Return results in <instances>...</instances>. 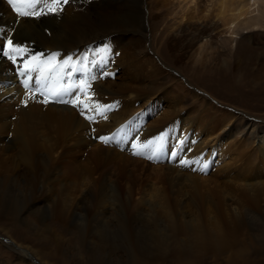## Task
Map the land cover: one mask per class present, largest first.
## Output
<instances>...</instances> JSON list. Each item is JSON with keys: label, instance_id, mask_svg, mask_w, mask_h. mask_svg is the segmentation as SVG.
I'll use <instances>...</instances> for the list:
<instances>
[{"label": "bare ground", "instance_id": "1", "mask_svg": "<svg viewBox=\"0 0 264 264\" xmlns=\"http://www.w3.org/2000/svg\"><path fill=\"white\" fill-rule=\"evenodd\" d=\"M171 11V41L180 38L194 64L201 69L212 63L216 72L227 66L223 51L238 64L252 55L244 38L264 28V0H70L59 18L19 23L7 0H0V44L12 33L36 52L84 54L91 74L99 76L105 63L110 73L92 83L93 100L110 111L88 123L70 106L29 101L24 107L19 78L0 60L5 245L24 249L8 222L33 234L47 231L61 246L64 238L51 222L89 248L91 264L167 257L192 264L186 259L243 250L250 222L264 224V125L253 129L252 119L225 112L166 69L153 49L160 36L154 26ZM184 100L197 104L192 115ZM161 134L178 152L174 164L201 163L148 164L156 160L147 158L151 148L142 149L145 157L132 155L133 144ZM99 136L115 138L106 145ZM204 164L205 171L193 170ZM23 252L31 257L17 250L18 259L30 264Z\"/></svg>", "mask_w": 264, "mask_h": 264}, {"label": "rangeland", "instance_id": "2", "mask_svg": "<svg viewBox=\"0 0 264 264\" xmlns=\"http://www.w3.org/2000/svg\"><path fill=\"white\" fill-rule=\"evenodd\" d=\"M170 13L166 21L160 24L158 22L157 25L155 23L156 26L154 27L160 36L156 41L157 49L152 47L160 60L166 64V69L172 70V72L178 76L177 78L186 80L188 82L187 84L193 88L191 90L192 92L194 91V93L202 94L204 99H209L214 102L215 105H220L221 109L225 112L231 113L237 111L246 118L252 119L255 124L253 129L258 130L260 127L259 130H261L264 125V28L261 29L262 31L260 33L254 34L251 39L244 38L245 42L246 40L249 41L247 53H249L250 49H253L254 53L252 55L246 56L241 60V63L239 61L238 64L236 63L237 61L231 57L232 54L228 55L223 51L221 52L222 55L220 58L227 62V66L223 67L221 72H216L213 67L211 68L213 65L212 63H210V65L207 64L205 66L206 68L203 67L201 69L197 64H194L191 52L187 54L184 48L181 49L184 42H182L180 38L176 37V39L174 38L173 41H171V32L174 31L176 25L171 17L173 12L171 11ZM227 37L228 36H222V39L229 41L231 38ZM229 42L231 43V40ZM149 45H151V39ZM229 46L230 45H228V47ZM173 47L175 49H173ZM228 47L225 49L227 50ZM183 54L185 56H183ZM250 57L252 59H249ZM185 104L191 109H188V111H191V113L188 114L192 115V112H196L193 110H195L197 104L191 100L185 101ZM181 112L182 114L184 113V111ZM238 124L241 125L240 122H238ZM148 130L147 127L145 133H148ZM161 136L164 137L162 151L158 153L156 160L153 162L147 161L146 158L144 162L147 161L149 162L148 164L155 166L159 164L177 165L178 168H181V160L178 161L179 163L175 161L178 164H174L173 158L170 156V153L174 151L173 146H168L170 141H168L167 138L165 139L166 136L162 134L157 137L160 138ZM159 138L155 137V140ZM148 154L151 156L152 152ZM81 219L82 222H85V218ZM4 224L9 228V233L16 244L24 248L20 249L16 245L17 250H26L30 253L31 257H25L27 254L24 252V254L22 253L30 264H91L88 260L89 248L86 245L82 246L77 244L72 237L70 238L72 235H70L68 229H61L54 223H48L50 228L54 229V232L57 233L58 236L64 238L63 243L59 246L57 244L58 238H52V235L47 231L40 234H33L22 227L11 225L8 222ZM250 224L251 230L248 232H250L251 235L245 236V246L243 250H240L241 247H236L234 248V254L229 251H224L216 256L210 254L198 258H189V256H185V259L189 258L186 260L194 261L192 264H264V224L259 222H250ZM2 241L7 244V241L0 238V264H24L18 259L17 250L8 247ZM29 247L31 249H29ZM33 249L35 251L37 250L38 254L37 252L34 254ZM123 263L180 264L181 262L175 258L167 257L166 259L155 261L143 259L128 260Z\"/></svg>", "mask_w": 264, "mask_h": 264}, {"label": "snow or ice", "instance_id": "3", "mask_svg": "<svg viewBox=\"0 0 264 264\" xmlns=\"http://www.w3.org/2000/svg\"><path fill=\"white\" fill-rule=\"evenodd\" d=\"M70 0H7V4L17 18L19 23L22 19L40 20L45 17L59 18ZM3 29H0L2 32ZM105 52L108 49L105 48ZM0 60H6L13 67L16 77L25 91V98L22 101L24 107L29 101H35L45 107L49 105H64L75 109L88 123H95L96 117L106 118L110 107L101 105L93 100L94 92L92 83L97 79H103L110 75L106 63L103 65L99 76L91 74L87 67L89 57L81 54L64 55L60 52H36L23 42H15L12 33H8L0 44ZM96 64L97 61L92 60ZM79 76V79L77 78ZM114 136H99L101 143L109 144ZM164 137L158 140H151L147 143L133 144L134 156H143L142 149H153L149 159L156 158L163 149ZM183 142L181 141V144ZM179 147V145H178ZM177 151L170 153L175 159ZM182 166L189 167L192 164L201 163L199 160L180 161ZM204 164L199 169L205 171Z\"/></svg>", "mask_w": 264, "mask_h": 264}]
</instances>
